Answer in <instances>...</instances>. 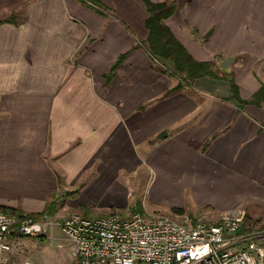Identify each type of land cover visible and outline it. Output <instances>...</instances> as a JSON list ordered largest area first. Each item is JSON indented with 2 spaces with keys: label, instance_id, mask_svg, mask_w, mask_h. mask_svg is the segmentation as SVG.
<instances>
[{
  "label": "crops",
  "instance_id": "0c3cea01",
  "mask_svg": "<svg viewBox=\"0 0 264 264\" xmlns=\"http://www.w3.org/2000/svg\"><path fill=\"white\" fill-rule=\"evenodd\" d=\"M97 1L0 0V210L54 209L0 264H80L59 222L130 213L138 171L165 200L148 214L242 209L244 229L264 228V101L250 102L264 87V0H151L176 2L165 22L245 103L228 79L185 80L152 53L144 0Z\"/></svg>",
  "mask_w": 264,
  "mask_h": 264
},
{
  "label": "built area",
  "instance_id": "2783aa9c",
  "mask_svg": "<svg viewBox=\"0 0 264 264\" xmlns=\"http://www.w3.org/2000/svg\"><path fill=\"white\" fill-rule=\"evenodd\" d=\"M0 210V254L13 238L40 236L43 220ZM242 209L218 221L165 213H72L59 223L80 264H264V228L244 229Z\"/></svg>",
  "mask_w": 264,
  "mask_h": 264
},
{
  "label": "trees",
  "instance_id": "16d2710c",
  "mask_svg": "<svg viewBox=\"0 0 264 264\" xmlns=\"http://www.w3.org/2000/svg\"><path fill=\"white\" fill-rule=\"evenodd\" d=\"M98 2L97 0H92ZM150 13L146 20V26L149 30L148 44L152 53L157 57L171 61L178 72L184 73L183 79L195 80L202 76L224 77L229 80L233 96L240 102L245 103L239 95V88L234 79L228 72L223 71L226 75H221L219 70L213 68L212 63L208 60L196 59L185 47V45L176 37L171 27L165 22V19L172 15L176 9V2H153L144 0ZM180 87L176 85L174 89ZM173 89V90H174ZM264 101V87L262 86L255 92L250 102L260 103ZM3 211L12 212L19 216H24L18 208L3 205ZM52 203L42 212L26 213V216L39 218L43 214L53 213Z\"/></svg>",
  "mask_w": 264,
  "mask_h": 264
},
{
  "label": "rangeland",
  "instance_id": "374dc122",
  "mask_svg": "<svg viewBox=\"0 0 264 264\" xmlns=\"http://www.w3.org/2000/svg\"><path fill=\"white\" fill-rule=\"evenodd\" d=\"M143 173L144 172H142L141 174H143ZM141 174H140V171H138L136 176L130 180V182L133 183V191L129 193L130 195L127 194L128 195L127 200L129 201V203H128L129 209L128 210L131 212L140 211L142 213H146V211H144V209H143L144 204L147 206H150L154 203L162 204L165 200L164 199L161 200V199H158L155 197H154V199L151 198L152 194H154L155 190H152L150 193L145 190L147 183H145V181H144V178H143L144 175H141ZM121 175L129 178L127 171L122 170ZM127 200H126V202H127ZM116 211H118V210H116ZM154 213H162V212L154 211ZM165 214L176 216L174 213H165ZM220 216H218L217 218H214V219L211 218L208 220L215 222L219 219ZM179 218L180 219H186V218L191 219L190 217H186V216H180ZM247 222L250 224L251 219H248ZM263 227H264V224H263ZM113 264H116V263H113Z\"/></svg>",
  "mask_w": 264,
  "mask_h": 264
},
{
  "label": "water",
  "instance_id": "95a60500",
  "mask_svg": "<svg viewBox=\"0 0 264 264\" xmlns=\"http://www.w3.org/2000/svg\"><path fill=\"white\" fill-rule=\"evenodd\" d=\"M167 135V131L166 130H162L160 133V137H165Z\"/></svg>",
  "mask_w": 264,
  "mask_h": 264
}]
</instances>
